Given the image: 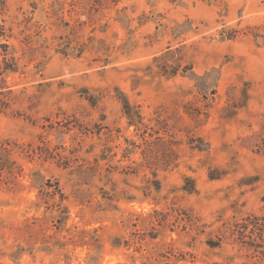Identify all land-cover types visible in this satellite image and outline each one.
Returning <instances> with one entry per match:
<instances>
[{
	"label": "rangeland",
	"instance_id": "1",
	"mask_svg": "<svg viewBox=\"0 0 264 264\" xmlns=\"http://www.w3.org/2000/svg\"><path fill=\"white\" fill-rule=\"evenodd\" d=\"M5 57L0 264H264V0H0Z\"/></svg>",
	"mask_w": 264,
	"mask_h": 264
},
{
	"label": "trees",
	"instance_id": "2",
	"mask_svg": "<svg viewBox=\"0 0 264 264\" xmlns=\"http://www.w3.org/2000/svg\"><path fill=\"white\" fill-rule=\"evenodd\" d=\"M181 64L177 63L171 68L166 65L163 66L164 72H169L171 75H175L178 73ZM191 66H185V70L191 69ZM18 69L17 60L15 57H12L10 61L4 58L3 64L0 61V77L8 71H16ZM94 102V100L92 101ZM124 108L123 112L127 116L130 125H135L138 128L142 126L145 127V133L148 132L149 136H152L155 133H160L164 131L165 135H157L154 140H150L146 135L143 136L144 142L141 145H144L142 149L144 163L147 166L151 167H170L172 166L179 158V154L176 150V146L178 142L175 140L173 134H171L169 122L167 119L163 120L158 117V124L160 127L155 128L154 126H148L143 122V116H141L140 112L137 111V108L130 104L129 100L123 96ZM95 103V102H94ZM2 106L0 105V109ZM165 122V123H164ZM150 129L155 130L153 133ZM150 130V131H149ZM144 133V134H145ZM203 141V140H200ZM158 145V146H156ZM261 148L264 149V141L262 142ZM193 185V184H192ZM190 190H194L195 187L191 186L188 188ZM258 217H256L257 219Z\"/></svg>",
	"mask_w": 264,
	"mask_h": 264
}]
</instances>
